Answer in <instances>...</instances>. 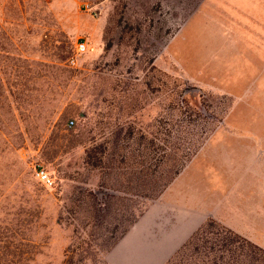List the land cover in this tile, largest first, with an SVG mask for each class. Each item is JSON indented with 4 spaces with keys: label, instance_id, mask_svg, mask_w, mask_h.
Returning <instances> with one entry per match:
<instances>
[{
    "label": "rangeland",
    "instance_id": "obj_1",
    "mask_svg": "<svg viewBox=\"0 0 264 264\" xmlns=\"http://www.w3.org/2000/svg\"><path fill=\"white\" fill-rule=\"evenodd\" d=\"M147 2L0 0V264H205L194 235L214 237L208 219L227 227L205 215L182 236L172 193L188 184L205 195L200 172L244 144L228 135L264 134V0H199L183 14L160 0L166 39L143 32ZM164 72L202 114L166 107ZM139 135L198 146L156 197L102 209L96 188L125 186ZM229 229L264 249V227Z\"/></svg>",
    "mask_w": 264,
    "mask_h": 264
},
{
    "label": "trees",
    "instance_id": "obj_2",
    "mask_svg": "<svg viewBox=\"0 0 264 264\" xmlns=\"http://www.w3.org/2000/svg\"><path fill=\"white\" fill-rule=\"evenodd\" d=\"M165 1L169 2L168 7L170 9H176V5H178L179 8L184 11L182 14L195 8L199 2V0ZM160 5V0H148L146 4L141 5V11L143 14H141L139 23H141L140 25L145 26L143 29L144 33L145 31L147 33H152L151 31L155 30V38L166 39L171 34L172 30H170L166 24L167 19L162 14L158 13L157 8H159ZM176 13L177 12H174V14ZM140 25L137 26L138 31L143 28L140 27ZM161 74L163 75V78L161 79L160 84L162 91L167 97L166 107L168 109H173L188 118L191 117L192 114H202L197 105L192 106L189 104L188 100L190 99L191 92L183 93L185 87L181 85L179 86L174 82L169 85V75L165 72ZM199 106L202 110H205L203 106ZM206 133H203V137L198 139V144L205 138ZM164 134L169 135V132H164ZM139 137H142L145 143H137V145L133 147L135 156H133L134 160L131 164L134 171L130 175L125 186H105L101 183L99 187L96 188L97 195L100 203L102 204V209L108 210L110 208L111 201L119 200L123 195H127L129 198L138 197L142 199H152L156 197L171 181L174 175H176L183 164L187 162L190 155L198 146L197 144L188 148H179L175 143H170V139L168 138H158L155 135L150 138H146L144 135H139L138 138ZM156 140L161 141V143L163 142L164 144L157 146L155 142ZM140 145H142V148L145 149L142 152L139 150ZM155 147L160 151L157 156L154 155ZM119 162H123L122 156L120 157ZM161 163L165 164L161 165ZM91 195L97 197L96 193H91ZM133 219L134 218L132 217V221ZM206 224L216 226L214 237H210L211 239L209 240L207 238L204 239L202 235L203 231L201 230L199 231V235L198 233L197 235H194L195 241L193 240V246L196 250L199 247L208 249L209 256L205 258V264H264V249L262 247L230 230L229 228L215 223L211 219H208ZM198 239H201V244L198 243Z\"/></svg>",
    "mask_w": 264,
    "mask_h": 264
},
{
    "label": "crops",
    "instance_id": "obj_3",
    "mask_svg": "<svg viewBox=\"0 0 264 264\" xmlns=\"http://www.w3.org/2000/svg\"><path fill=\"white\" fill-rule=\"evenodd\" d=\"M228 137H236L244 144L218 152L223 158L222 167L212 165L204 167L205 173L200 172L205 181L201 189L205 195L200 196L188 184L172 193L173 210L182 222V236L205 215L250 237L264 227L260 224L264 215V190L260 186L264 180V146L260 142L264 141V134L239 133Z\"/></svg>",
    "mask_w": 264,
    "mask_h": 264
},
{
    "label": "built area",
    "instance_id": "obj_4",
    "mask_svg": "<svg viewBox=\"0 0 264 264\" xmlns=\"http://www.w3.org/2000/svg\"><path fill=\"white\" fill-rule=\"evenodd\" d=\"M84 49H85V42L82 40H77L74 44V51L76 53H80L84 51ZM70 61L73 62V59H70ZM69 123L71 124L72 121H69ZM32 174L34 178L44 186H51L53 183L52 178L47 174L45 169L39 164H34L32 166Z\"/></svg>",
    "mask_w": 264,
    "mask_h": 264
}]
</instances>
